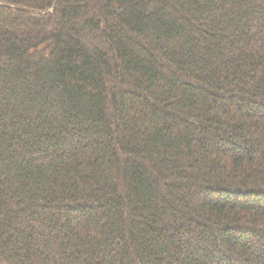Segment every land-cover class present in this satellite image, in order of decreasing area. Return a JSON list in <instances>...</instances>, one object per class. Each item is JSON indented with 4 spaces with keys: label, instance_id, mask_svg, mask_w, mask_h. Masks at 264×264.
Masks as SVG:
<instances>
[{
    "label": "trees",
    "instance_id": "trees-1",
    "mask_svg": "<svg viewBox=\"0 0 264 264\" xmlns=\"http://www.w3.org/2000/svg\"><path fill=\"white\" fill-rule=\"evenodd\" d=\"M0 264H264V0H0Z\"/></svg>",
    "mask_w": 264,
    "mask_h": 264
}]
</instances>
